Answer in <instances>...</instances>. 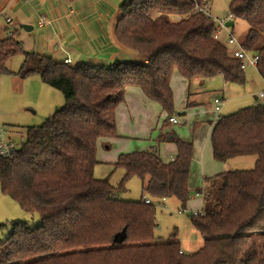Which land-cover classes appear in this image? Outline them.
Segmentation results:
<instances>
[{
	"label": "trees",
	"instance_id": "1",
	"mask_svg": "<svg viewBox=\"0 0 264 264\" xmlns=\"http://www.w3.org/2000/svg\"><path fill=\"white\" fill-rule=\"evenodd\" d=\"M200 1L124 0L116 38L141 60L71 65L26 51L13 32L0 39V75L38 74L65 98L42 125L25 127L27 139L12 156L0 155L3 193L40 218L36 226L12 223L6 239H0V264H264V105L216 117L210 133L214 158L227 162L256 155V163L205 178L199 190L202 212L191 218L206 238L192 254L182 251L176 232L169 241L156 238L152 199L176 197L186 207L193 142L162 132L158 142L177 147L171 160L156 147L124 152L113 163L125 170L118 186L110 177L94 175L99 143L119 136L117 109L128 87L159 103L170 122L175 71L189 87L216 76L245 83L240 61L215 38L216 22L194 13ZM229 9L234 21L247 24L242 46L259 54L257 69L264 79V0H231ZM17 54L24 61L13 72L7 64ZM132 177L142 183L139 201L118 197Z\"/></svg>",
	"mask_w": 264,
	"mask_h": 264
},
{
	"label": "rangeland",
	"instance_id": "2",
	"mask_svg": "<svg viewBox=\"0 0 264 264\" xmlns=\"http://www.w3.org/2000/svg\"><path fill=\"white\" fill-rule=\"evenodd\" d=\"M104 11L113 14L120 13V5L124 0H105ZM209 2L215 17L225 18L230 13L229 4L231 0H202ZM108 5V6H107ZM13 16L15 13L6 11ZM6 13L0 14V38H4L15 33V38L20 41L26 51L42 52L44 36L37 23L33 20V29L28 31L17 22L14 17L12 23H7ZM17 15H21V12ZM234 27L223 30L220 36L222 43L227 45L230 33H233L238 40H242L247 31L245 21L237 19ZM8 25L9 30H3V26ZM229 48H234L228 45ZM133 54H139L131 49ZM252 55V54H251ZM134 57V56H132ZM98 58H86L85 63H100ZM132 59V58H130ZM134 59V58H133ZM24 61L23 54H17L8 62V68L17 72ZM82 63V62H79ZM74 60L72 65H77ZM109 65V64H105ZM245 83L238 84L227 82L222 76L208 79H196L189 87L182 75L175 71L172 76L171 86L174 93L173 117L177 118V123L168 121V114L162 110L159 103L150 101L149 108H144L138 113H134L124 124L123 132L127 135L120 145H128L131 149L127 152L149 149L159 145V136L162 132L173 131L183 140L191 141L194 144V158L191 166L190 176V199L184 208L181 201L176 197L167 199H152L156 208L157 227L155 235L158 240L169 241L175 232V240L180 242L182 251L192 254L200 250L206 238L191 218L192 213L202 212L203 195L198 194L199 190L206 186L205 178L218 173L240 169L249 170L254 168L256 155L238 156L227 162H219L213 156L210 133L216 119L214 110V100L223 96V104L220 117L230 115L242 108L253 105H264V98L257 101V95L264 90V79L260 75L257 67L249 65L244 70ZM45 87L40 75H31L26 79H21L14 74L0 75V132L7 140H11L15 148H19L25 143L27 126L42 125L56 109L65 104L63 93L46 85L52 94V98L42 88ZM134 87H128L127 94H132ZM190 92V93H189ZM49 98H48V97ZM190 103V104H189ZM134 117V118H133ZM125 117L123 118L124 121ZM133 123V124H132ZM102 145V141H101ZM100 143L98 148L101 147ZM106 143L103 149V157H98V164L95 166L94 175L98 179L110 177V183L118 186L122 181L125 170L121 167L115 168L113 162L121 153L117 152L118 145L114 143L112 148H108ZM160 153L165 161L171 159L169 149ZM163 153V154H162ZM101 154V153H100ZM116 157V160H110ZM118 197L126 200L139 201L142 198V183L138 177H132L126 184V190L119 192ZM26 221L31 226L40 223L37 214L32 215L24 211L20 204L5 195L0 183V239L5 240L8 236L14 221Z\"/></svg>",
	"mask_w": 264,
	"mask_h": 264
},
{
	"label": "crops",
	"instance_id": "3",
	"mask_svg": "<svg viewBox=\"0 0 264 264\" xmlns=\"http://www.w3.org/2000/svg\"><path fill=\"white\" fill-rule=\"evenodd\" d=\"M105 3V0H0V14L3 15L8 10L12 11L15 15L11 16L6 13V17H10L12 21H14L15 17L17 22H21V25L28 24L33 26V20L36 18L44 36L43 51L39 53L52 57L56 61L64 62L69 59V63L72 65L74 60L80 64L79 62H85L86 58L93 60L98 58L99 64H111L116 59H144L143 56L133 54L130 52L131 49L118 42L115 27L121 11L119 14H117L118 12L113 14L109 11H104L103 6ZM20 12L21 15H17ZM43 19L47 22L41 25ZM2 29L6 31L10 27L4 25ZM231 49L233 48H229V50ZM44 84L46 87L47 84ZM45 87L42 89L48 94L50 90ZM132 91V94L128 93L125 102L117 109L119 136L109 140H102L103 149H107L104 148L106 143L108 148H112L114 143H116L118 145V153L131 150L128 145H120L121 141L127 136L125 135L126 132H123L124 124L128 118L132 119L131 116L135 112L138 113L144 108H149L151 101L140 88L134 87ZM48 95L52 98V94ZM259 100L260 98L257 95V101ZM160 144H163L161 146L162 152L164 149L170 150L171 159L176 155L177 147L175 143L163 142ZM159 145L156 146V149L163 158ZM101 147L97 149V158L101 155V158L109 159L110 157H103L106 154H102L103 150ZM110 160L114 161L116 157H112Z\"/></svg>",
	"mask_w": 264,
	"mask_h": 264
},
{
	"label": "built area",
	"instance_id": "4",
	"mask_svg": "<svg viewBox=\"0 0 264 264\" xmlns=\"http://www.w3.org/2000/svg\"><path fill=\"white\" fill-rule=\"evenodd\" d=\"M194 13L205 15L209 19H213L216 24L217 28L215 31V38L220 40L221 33L223 30H229L230 27L228 26L227 23L230 21H234V15L230 12L227 17L225 18H220V17H215V15L212 12V6L209 2L206 1H200L196 2L195 8H194ZM6 21L8 23L12 22V19L10 17H6ZM47 21L42 20L41 25H44ZM221 41V40H220ZM227 45H231L234 47L233 49L229 50L230 55L237 60L240 61L241 67L245 69L247 66L252 65L257 67L259 63L260 56L258 53L250 52L247 49H245L242 46V42L236 38V36L233 33L229 34L228 40H227ZM252 54V55H251ZM65 62L69 63L70 60L67 59ZM258 97L264 98V90L260 91L258 94ZM215 106L214 110L217 113L218 117L222 109V104H223V98L222 97H216L214 100ZM171 123H177L178 120L175 117L170 118ZM16 151V148L14 147L13 143L9 140H7L4 136L3 133L0 132V155L4 157H10L12 156ZM198 194H202L199 192ZM165 199V198H164ZM146 202H150V199H146ZM200 213V212H197Z\"/></svg>",
	"mask_w": 264,
	"mask_h": 264
},
{
	"label": "water",
	"instance_id": "5",
	"mask_svg": "<svg viewBox=\"0 0 264 264\" xmlns=\"http://www.w3.org/2000/svg\"><path fill=\"white\" fill-rule=\"evenodd\" d=\"M227 25H228V26H233V25H234V21H230V22H228ZM21 26H22L25 30H28V31H30V30L33 29V26L28 25V24H22Z\"/></svg>",
	"mask_w": 264,
	"mask_h": 264
}]
</instances>
